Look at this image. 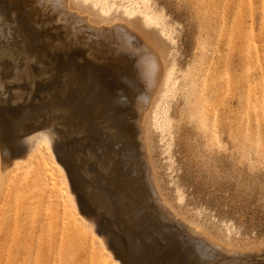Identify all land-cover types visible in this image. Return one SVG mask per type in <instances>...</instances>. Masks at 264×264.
<instances>
[{
    "label": "rangeland",
    "instance_id": "obj_1",
    "mask_svg": "<svg viewBox=\"0 0 264 264\" xmlns=\"http://www.w3.org/2000/svg\"><path fill=\"white\" fill-rule=\"evenodd\" d=\"M2 1L0 68L6 64L12 71L22 69L24 62L16 54L4 56L22 35L35 29L70 41L61 23L63 15L58 21L46 11L43 27L38 28L24 7ZM71 1L97 24L90 27L81 17L76 29L83 27L96 42L103 38L107 47L116 42L108 39L105 44L99 29L103 20L110 26L122 16L119 0L111 3L107 14L101 10L102 0ZM152 1L177 29L172 38L155 27L146 30L162 50L177 90L170 98L169 129L162 133L155 127L151 111L145 119L146 136L161 194L181 224L171 221L155 203L147 180L134 109L147 91L130 94L126 79L115 69L120 56L121 65L129 67L124 62L132 60L128 51L119 55L117 51L98 66L86 49H74L36 80L30 95L26 89L32 81L5 80L1 116L14 143L24 140L26 128L36 126L34 119L24 121L26 114H36L39 121L54 120L59 134L55 156L65 167L71 189L77 188L80 213L93 215L96 231L107 234L122 264H264V0ZM132 20L141 26L139 17ZM23 26L28 29L22 30ZM138 47L144 51L141 44ZM193 71H198L196 81ZM167 87H161L156 101ZM37 167L34 162L26 171L11 168L8 182L0 186V264H111L99 256L97 241L67 200L50 194L45 183L36 185ZM54 179L62 185L60 173L55 171ZM189 224L203 228L222 247L239 252L237 261L218 256L219 251L201 240L200 246L209 250V256L202 258L197 239L188 233Z\"/></svg>",
    "mask_w": 264,
    "mask_h": 264
},
{
    "label": "bare ground",
    "instance_id": "obj_2",
    "mask_svg": "<svg viewBox=\"0 0 264 264\" xmlns=\"http://www.w3.org/2000/svg\"><path fill=\"white\" fill-rule=\"evenodd\" d=\"M119 1L121 2L122 16L118 19H115L114 24L110 26L108 22H105L103 20V26L99 29L101 30L100 32L104 33L103 35L106 40L105 44L110 43L108 39H112V40L114 39V41H116V42H113L109 47H107L108 44L103 45L104 42H103L102 37H99V38L100 39L102 38L101 40L103 43L99 42L100 40L96 42V40L93 38L95 37L94 35L92 37L88 35L87 33H84V31L86 32L87 30L82 31L84 29L83 27H82L83 29L82 28L76 29L77 26L74 27L75 22L78 21L77 19L81 17L85 20V22L89 24L90 27H96L97 24H96V21H94V19H92L86 11L77 8L75 5H72L71 0H3L2 1L4 3H12V4H17L19 6L24 7L30 22L32 24H36L38 28L43 27L42 26L43 24L41 23L44 21L46 11H48L47 14L48 13L51 14V15L49 14L51 17H56V18L58 17L59 18L58 21H60V18L63 15L64 19H61L62 20L61 23L62 24L65 23L64 25L66 26L65 29H67L66 30L67 37L69 38L70 41L66 42V41H63L62 39L56 40L53 37L39 34V31H36L35 29L32 31L31 34H28L26 36L22 35V40L18 42L17 45L15 44L14 46H12L11 49H9L6 55L4 56L6 58V57H10L12 54H16V56L20 57L24 63H23L22 69L18 71L9 70V68L11 67L10 66L8 67V65L6 64H3V66L0 68V186L3 183L8 182L6 181V179H7V176L11 168H16V169L23 168L24 169L26 167L28 168V166L30 167V164L32 163L34 164V162H37L38 167L34 175L35 178L31 177L33 178V181H36L37 184L35 182L34 183L36 185H39L42 183L49 185L50 194L58 193L59 195H61L63 198L67 200V202L70 204V207L72 208L71 209L72 212L80 219L81 223L85 227V231L90 233L91 236L94 238V240L97 241L98 251L100 253L99 256L105 257L106 258L105 261L106 262L110 261L111 264H122V263L120 260H118L115 257L114 253L112 252L109 241H108L109 239H107L109 237L105 236L107 234H100L96 231V222H95L93 215L91 213L85 214V215L80 213V210H79L80 209V204H79L80 197L77 198L78 196L77 188L75 187V189H71L68 178H67V174L65 173V170H64L65 167L62 165L61 160H57V157L55 156L56 154L55 152L58 151L59 149L57 147L58 143L56 140V138H59V134L56 131L54 120L51 117H46V118H43V121H39L36 114L34 113L26 114L24 117V121L27 122L31 119H34L36 122V126L26 128L25 131L28 132V135L24 138L22 142L14 143L8 131V123H6L7 120L5 121L3 119L4 117L1 116L4 110V106H1V102H3L2 104L6 102L5 100L6 98L5 80H8L9 78H13V81L15 80L16 82H19V83H21L22 81H25V82L32 81L33 82L32 85H29L30 87L26 89V90H29L28 94L30 95L33 89H35L36 80L39 77L45 75L46 72L48 73L49 68H52V66L57 64V62H59L63 58V56L68 55L69 52H71L74 49H80L83 52L85 51L84 49H86L87 51L85 53L87 57H89L90 60L91 59L94 60L95 63L97 62L98 66H100L99 65L100 63H103L105 65V62L107 61L109 55L113 56L114 53L117 51H118L117 53L118 55L121 51H128L131 54L132 60H134V64L132 63V60H130L128 57V61H124V62H127L129 67L124 68V65L123 66L121 65V63L123 62L121 61V56H120V60L114 59L116 61L115 69H116V74L118 76H121L124 79H126L125 80L126 82L124 83L129 88L130 94L135 96L138 92L140 91L142 92V90L147 91L146 92L147 96L144 95L145 97H142V98H140L141 96H139L140 99H138L134 105L135 112L138 114V127L140 130L138 131L139 138H140L139 140L141 141L140 144H142L141 147H142L143 154H144V157L147 163V170H148L147 180L151 186V190H152L151 192L154 196L155 203H157V205L163 210V213H165L171 219V221H176L178 222V224H181L182 219L180 218V216H178L174 212L173 208L171 207V204L167 201V199H165V197L162 196L160 188L158 186L156 176L154 174L155 167L153 165L151 155L149 152L150 148H149V145L147 142V136H146L148 132V128L145 123L147 113L152 111L151 114H152L154 126L161 129L163 131L162 133L166 132L169 129V127L172 124V120L169 119V116H168V113L170 112V108H171L170 98L177 90V82L176 81L171 82L172 72L167 67L162 50L158 47L154 38L146 30L151 27H155L156 29H160L162 34L166 35L168 38H172L174 36H177L176 34L177 29L175 25L169 23L165 15L166 13L165 10L158 8L156 6V3L153 2L152 0H119ZM112 2H115V0H102L100 5H101V10L103 11V13L107 14L108 12H111V10L113 9V6L111 5ZM47 4H50L49 8H47ZM135 16L141 19V26L132 20ZM81 19L79 20L81 21ZM49 25L50 27H53L54 24L49 23ZM23 27L24 29L22 30L28 29L27 26H23ZM57 27H58V24H57ZM63 29L64 28H62L61 30ZM0 35H2V33H0ZM138 43L141 44L144 50L143 52L138 47ZM82 47L84 49H82ZM2 62H4V60ZM95 63L93 65H95ZM195 71L191 73V76L194 81H196L198 77L197 75L198 71L197 72ZM98 76H100V74ZM112 76L114 77V75ZM100 78H102V76H100L99 79ZM120 80H122V78ZM102 83H103V80H102ZM118 83H121V81ZM9 85L10 84H8V86ZM162 86H168V87L166 88V90L161 92V94L159 95V99L156 101V97L158 93L160 92ZM4 96L5 98L3 99ZM198 96L200 99L202 98L201 94L200 95L198 94ZM77 111H78V108H77ZM121 128L122 127H120V129ZM9 139H11L12 143H9L10 141ZM54 142L56 143L55 145H54ZM61 148H60L61 150L60 152L62 154H67L65 151V148L64 149H61ZM32 166L33 165H31V168ZM55 171L60 173L61 175V180H62L61 186L57 185L55 182V179H54ZM27 173H29V171ZM14 177L12 179H14ZM29 179L30 178H28V180ZM11 181L13 182L14 180H11ZM14 182H16V180ZM122 195H123V192H122ZM127 202L125 204H127ZM127 206L129 207L128 204ZM64 207L65 209L67 208L66 205ZM125 211H126V208H125ZM128 211L130 212V210ZM64 215H65L64 217L68 219V216H67L68 212L65 211ZM189 227L190 228L188 230L189 231L188 233L192 237L197 239V241L195 242L196 250H197V253L202 258L209 256V254L207 253L209 252V250L204 249L200 246L201 240L209 243V245L213 248L212 249L213 251H215L214 249H216V251H219L217 252L218 256H221V257L224 256L227 258V256L229 255L230 256L229 259H231L232 262L237 261L234 259H238L235 257V255L240 256L239 252L231 250L232 248L229 249V248L222 247L224 245L221 246L220 244L217 243V241H214V239L210 238V236L206 233V231H204L203 228L197 225H194V224L193 225L189 224ZM93 245H92V248L90 249V261L91 262L94 261L93 260L94 259L93 258L94 256V246ZM242 254L244 253H241V255ZM100 261H102V259ZM223 263H225V261ZM239 263L243 264L241 262ZM233 264H235V262Z\"/></svg>",
    "mask_w": 264,
    "mask_h": 264
}]
</instances>
